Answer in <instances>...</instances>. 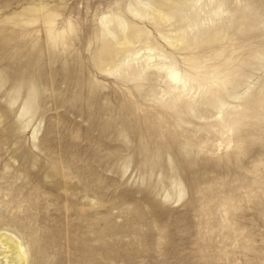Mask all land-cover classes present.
I'll use <instances>...</instances> for the list:
<instances>
[{
	"label": "rangeland",
	"instance_id": "374dc122",
	"mask_svg": "<svg viewBox=\"0 0 264 264\" xmlns=\"http://www.w3.org/2000/svg\"><path fill=\"white\" fill-rule=\"evenodd\" d=\"M133 3L0 0V230L27 245L28 264H264V110L231 135L214 110L164 108L162 83L98 69L113 15L156 37ZM250 20L227 52L264 50V23ZM129 59L122 73L142 61Z\"/></svg>",
	"mask_w": 264,
	"mask_h": 264
},
{
	"label": "bare ground",
	"instance_id": "6f19581e",
	"mask_svg": "<svg viewBox=\"0 0 264 264\" xmlns=\"http://www.w3.org/2000/svg\"><path fill=\"white\" fill-rule=\"evenodd\" d=\"M133 1V4L127 5V12L138 20H147L156 32V37L143 26H136L120 15H113V20L106 17L107 23L109 20L114 23L115 30L108 27L103 29L111 40H101L94 59L98 69L103 70L107 65L109 67L106 72L122 76L125 82H133L135 86L142 81L162 83L165 86L161 90L164 108L175 111L183 107L187 113L194 115L195 106H204L207 117L213 116L211 111L214 110L221 115L217 126L231 135L239 131L247 112L253 109L264 110V76L257 77L252 73L264 68V50L251 48L244 43L231 48L229 52L224 48L238 40L235 31H240L245 25L244 21L251 19L250 22H254L257 17L259 19L256 24L264 23V12L260 13L254 3L244 0L241 6H230L227 9V0H218L208 4L204 12L206 4L203 0ZM225 11L229 14L226 22L213 24L211 27L202 25L204 20H214ZM103 19L100 21L104 26ZM64 35L63 33V37ZM158 40H162L167 48H163ZM136 43L138 48L129 49ZM140 51L143 52L140 54ZM243 54L244 58L241 57ZM132 55L139 56L131 57ZM127 56L130 57L129 60L142 58V61L122 73L121 63ZM148 68L152 70L147 71ZM254 81L257 88L249 93V86ZM240 96H247L238 105L240 110H228L226 98L237 100ZM23 108L27 109L25 105ZM29 260L27 245L11 233L0 230V264H28Z\"/></svg>",
	"mask_w": 264,
	"mask_h": 264
}]
</instances>
